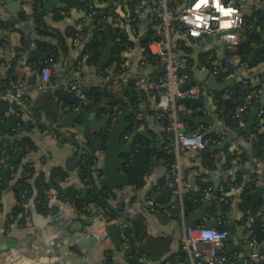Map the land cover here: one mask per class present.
Wrapping results in <instances>:
<instances>
[{
    "label": "crops",
    "instance_id": "0c3cea01",
    "mask_svg": "<svg viewBox=\"0 0 264 264\" xmlns=\"http://www.w3.org/2000/svg\"><path fill=\"white\" fill-rule=\"evenodd\" d=\"M95 1L25 0L20 6V12L15 15L6 7L0 12L4 23V28L0 29V36H3L7 46V50H4L2 45L0 46V95L7 86L24 90L26 96L24 106L15 110L17 122L13 128H9L12 122L11 114L0 112V157L2 154L6 155L0 160V201L2 204L0 239L3 238L0 242V264H130L109 238L107 227L114 224L113 222L103 224V221L106 223L107 219H87L85 214L78 211L75 203L62 200L55 190L48 192L42 202H30L26 224L23 227L9 222L7 217L12 213L15 205L14 197L9 190L12 182L9 178L6 184L2 181L4 171L9 172L13 168L9 160L12 156L20 154L21 158L15 162L19 160L24 162L34 172L39 173L38 175L43 174L47 177L53 168H61L66 178L60 185L63 188L71 187L76 190L80 194V199L82 193L86 191L88 198V191L80 187L81 181L78 177L80 160L82 155H85L92 163V159L101 157L103 152L100 150L90 156L91 148L97 137H93L94 134L90 132V137L85 139L78 132V128L82 125L80 117L77 121L67 120V116L73 112L66 111L65 108H72L75 105L67 104L57 98L56 93L60 91L53 87V81L59 83L79 81L87 89L94 88L96 91H103L107 95L120 99V103L125 104L126 107L121 108L119 104L112 106L113 115H118L123 111H132V115L127 118L130 129L126 136L131 133H142L140 136L144 138L143 142L147 143V148L149 145H154L157 152H166V130L165 127H161L163 122L156 120L154 116L153 98L150 96H144L142 99L136 97L132 82H121L118 72L121 59L131 61L143 59L141 42L150 33H158V22L149 10L138 7L139 0ZM188 1L167 0V3L173 12H177ZM261 1L264 2V0ZM32 2H36L35 13H38L41 19L39 24L32 16ZM88 4L100 10L113 9L114 19L118 18L122 21L120 26L114 20L116 28L133 44L132 51L121 52L120 58H118L117 51L113 50L112 57L103 68H97L100 59L99 50L104 48L108 42L99 48L96 55L87 48L91 38L90 29L93 25V21L85 13V6ZM45 5L49 6V10H45ZM128 18L131 19L130 25L124 21ZM44 25L45 34L39 35L38 27L41 29ZM173 40L176 49L188 56L193 63L208 53V55H215L219 62L226 61L233 66V74L229 79L216 77L217 91L208 87L209 77L212 75L203 77L207 89L221 98L218 106L206 97L197 98L196 100L201 101L202 104L196 105L193 109L189 105H179L188 107L192 112L183 114L210 119L212 126H204L207 131L210 127H214L220 134V140H229V143L223 151L216 152L211 159L204 158L202 152H188L180 155V163L186 181L192 186L228 185L227 197L232 203L226 206L224 228L228 224L227 218L239 233L243 226L242 206H247L246 202L251 206V201L246 198V195L253 190V186L255 187L253 184L256 179L261 178L264 181V149L254 150L258 138L264 136V114L261 116L257 114L252 125L245 130L244 128L249 123L248 115L253 111L251 108L245 113L243 120L238 122L240 128L236 129L235 121L232 119L236 100L233 95L226 94V91H232V86L238 83L244 87L250 84L256 86V84L246 85L244 83L246 72L240 68L239 54L236 50L228 49L218 36H209L204 43H201L177 33L173 35ZM240 40L244 41L242 37ZM43 45L56 46L58 53L48 52L49 49H45ZM63 47L65 50L61 49ZM30 51L46 53L48 60L52 59L50 82L43 81L41 71V65L46 60L31 59L28 56ZM149 71L156 76L160 74L161 67L154 63ZM250 72L253 75L263 74L264 63L251 68ZM194 79L197 81L198 78L194 75ZM225 83L228 87L222 88ZM100 97L101 95L97 99L84 97L79 107L83 108L86 114L96 111L97 121H101L105 116L98 111L100 106L106 104L100 100ZM92 101L97 104H92ZM188 124L184 123V127H190ZM26 138L30 139L36 147L30 152L25 149L27 157L24 159L22 149L17 147V143ZM7 143L10 144L8 150ZM80 145H85L89 150L82 149ZM138 147H140L138 140L135 139L133 155L141 151ZM74 148L80 152L74 151ZM150 152L148 150L149 170L144 175L143 183L139 186L114 191V204L125 205V214L129 218L126 222L132 229L130 234L132 249L138 255L137 263H143L140 260L141 255L147 262L146 264H185L190 261L182 251L184 229L179 227L177 219L171 220L160 211L150 212L145 203L147 197L155 193L156 207L159 209L170 207L168 202L157 203L156 197L163 193L166 186L171 185L169 169L171 166L167 163L166 157L150 160ZM225 153L231 154L233 159L218 158V155ZM12 173L16 175L15 171ZM38 175H34L33 182ZM193 191L200 196V193ZM189 199L193 208L188 209L181 206L184 214L193 213L203 204L200 197L189 196ZM130 200H133V203L127 205ZM219 205L222 206V204H215V206ZM261 205H264V199L258 204V206ZM32 207H35L34 213H31ZM251 208L254 207L251 206ZM210 210L211 208L207 211L206 217ZM157 213L160 217L156 216ZM86 235L92 236L94 242L87 244ZM231 244L230 239L228 246ZM211 248L212 245H201V249L205 252ZM180 252L184 256H179Z\"/></svg>",
    "mask_w": 264,
    "mask_h": 264
},
{
    "label": "built area",
    "instance_id": "2783aa9c",
    "mask_svg": "<svg viewBox=\"0 0 264 264\" xmlns=\"http://www.w3.org/2000/svg\"><path fill=\"white\" fill-rule=\"evenodd\" d=\"M138 7L140 9L149 10L153 17L158 22V33L154 34L152 39L147 45L146 49L149 54L154 57V62L161 67V72L158 77H150L147 72L152 68L150 61H131L130 59H121L118 66L119 79L121 82H132V86L135 91L136 97L142 99L144 96H150L154 101V116L156 120L164 123L166 130V147L165 150L168 154H171L174 158V162L170 167V186L175 188L178 193H186L189 191H197L200 193V200H209L214 204H222L229 206L232 201L227 197L226 184L218 185L214 187L212 185H191L185 179L180 163V155L188 152H203L204 150L218 145L222 140L213 139L211 137H205L204 131L207 129L201 125L196 129L190 127H184L178 119L183 113H192L188 107H181L178 104L179 100L186 98L197 99L199 97H206L213 101L215 105H219L220 97L212 94L206 87L203 77L205 75H212L215 78L219 77L225 79V76L230 73L229 64L226 62H219L215 55L209 54L206 57L205 62H192L191 59L181 54L176 48L173 35L179 33L180 35L195 39L204 43L209 36H218L220 41L227 46L230 50H237L241 43V32L244 30L253 29L252 25H247L244 18V9L246 7H258L264 15V2L261 0H220L221 4L227 9H233L231 16L221 17L220 14L212 6V0H208L207 5H202L199 9H194V5L197 0H189L187 4L177 12H173L167 3V0H139ZM91 4L85 6V13L87 17L99 25L101 21L112 17L115 13L113 9H108L105 12H97L93 9ZM200 16H208V25L205 27L200 24L199 27L195 23H190L195 19L193 13ZM187 17V20L185 19ZM221 20H233L234 24L228 29L221 30L219 23ZM118 25H122V21L118 18L115 19ZM0 23H3L2 15L0 14ZM262 27L264 28V20ZM1 29V28H0ZM258 32V31H257ZM193 33H198L194 35ZM76 41V38H75ZM5 40L2 43V48L7 50ZM131 48L125 46L124 52L129 53ZM117 57V56H116ZM52 59L46 60L41 65V71L43 75V81L50 82L51 70L50 64ZM240 68L246 72L244 83L256 84L260 88V97L263 103L259 107L258 115L264 114V73L261 75H253L250 72V67L246 62H240ZM188 69L192 71L198 79L195 80L193 86L183 89L188 84V77L185 74H179L181 70ZM52 85L55 89L63 94L73 95L77 100V105L72 108H65L66 111L76 113L80 107V103L83 101L85 95V89L87 87L79 81H66L56 82L53 81ZM226 94L233 95L230 90L226 91ZM0 98L6 100L9 104L14 105L15 110L21 109L25 102L26 96L24 90L20 88L5 87L1 92ZM257 98V94L251 93L243 99L242 103L237 105L233 111L232 119L234 121H242L244 114L251 109L252 99ZM116 115L110 117V127H116ZM183 130V131H182ZM125 136L124 138H126ZM148 150L155 152L157 148L154 145H149ZM74 151L78 152L77 148ZM80 152V151H79ZM102 153V152H101ZM103 155V154H102ZM101 155V157H102ZM95 157L92 159L94 167V177L97 184L102 182V158ZM221 160H228L231 158V154L218 155ZM156 156L153 153L150 156V160H155ZM136 160V155L133 153L128 156V167H131ZM87 156L82 155L80 160V166L86 164ZM80 166L78 169V175L80 174ZM14 180L16 176L13 175ZM83 190H87L88 193L93 189V185L88 178H83L81 186ZM80 189V190H82ZM80 198V194H76L73 197L72 202L75 203V199ZM65 200L70 201L69 198ZM107 205L102 206L96 202H87L83 204L82 214L87 219H107L112 220L120 229V240L122 247V254L127 256L132 245H130L127 229H130L129 225L125 221L126 214L122 213L119 218L111 217V210L117 207L114 204L112 196H108ZM146 205L150 209V212H163L167 218L176 220L178 217L183 216V210L180 213L175 212L172 208L159 209L155 204V193L150 194L146 199ZM21 214L15 217L12 213L8 215V220L11 223H15L20 227L26 224L27 216L30 209V203L25 198L20 202ZM243 212V226L245 230L243 232L242 245L243 256L238 252L230 255L229 257H220L218 254L223 252L230 242L229 233L226 230H217L213 228H206L202 224L196 225L192 228L184 229L182 238V251L187 255L191 264H221L224 260L229 259L232 263H236L239 260H247L249 264H264V255L259 253V248H264V238L260 246L256 242V232L254 229V223L259 221L261 228L264 231V206H258L256 208H250L248 206H242ZM206 220L215 223L217 226H222L223 221L214 219L210 216L206 217ZM106 223L103 224H108ZM202 244L212 245V248L208 251L201 249ZM141 264L147 262L140 255ZM128 261V260H127ZM168 264V263H164Z\"/></svg>",
    "mask_w": 264,
    "mask_h": 264
},
{
    "label": "water",
    "instance_id": "95a60500",
    "mask_svg": "<svg viewBox=\"0 0 264 264\" xmlns=\"http://www.w3.org/2000/svg\"><path fill=\"white\" fill-rule=\"evenodd\" d=\"M95 1V0H94ZM227 1V0H225ZM25 2V0H0V12L4 10V8H8L12 14H17L20 12L21 4ZM96 2V1H95ZM45 10H49L47 5L44 6ZM0 28H4V23H0ZM255 36H259V32L255 33ZM3 36H0V46L2 45ZM115 48V44L112 42H108L104 48L99 50L100 59L97 63V68H103L106 63L112 57L113 50ZM240 46H238L236 53H239ZM28 56L31 59H36L40 61H45L48 59V54H42L38 51H30ZM179 74H185L188 77V84L183 87V89H187L194 85L195 79L192 71L188 69L181 70ZM218 83L214 76L209 77L208 87L214 91H217ZM228 87V84L222 85V88ZM131 92V91H130ZM57 98L60 101H63L70 105H77V100L73 95L70 94H62L56 93ZM100 100L106 102L104 106H100L98 111H101L105 116L101 121H97V112H92L90 114H86L83 108H79L76 113H72L67 116V120L69 121H77L80 117L82 120V125L78 128V132H80L85 139L89 136V133L92 132L94 134L93 137H97L95 139L94 146L91 148V155L94 152L102 150V182L105 188L110 189L112 191H118L130 186H139L143 183L144 175L149 170V156H148V148L146 146L142 147L141 151L138 153L137 160H135L134 164L131 167H128V156L133 152L134 141L138 135H142V133H131L129 136L124 138L130 129V125L127 123V118L132 115V111H123L118 113L117 115V125L116 127H110V117L114 114L113 108L110 107V104H114V102H121L120 99H108L104 95L100 97ZM263 103L262 98L260 97L259 102L254 103L253 111L248 115L249 123L244 128H248L252 125L253 120L256 118L258 114V110L260 105ZM92 104H97L95 101H92ZM178 104L189 105L191 109H193L196 105H201L202 102L193 98H186L178 101ZM0 112L10 113L12 116V122L10 123L9 128H13L16 124L17 120L15 118V107L12 104H9L6 100L0 98ZM178 121L181 124L190 123L194 127H199L201 125L212 126V122L210 119L206 117H196L191 114H183L179 117ZM164 123L161 124V127L164 128ZM229 143V140H225L220 142L216 146H212L209 148L211 152H221L225 149L226 145ZM9 143H7V150L9 149ZM82 149L86 148L85 145H80ZM6 155L0 157V160L5 158ZM21 158L20 154H16L12 156L11 160L16 161ZM71 170L70 168H67ZM2 181L4 184L8 182V171H4ZM257 182V183H256ZM255 187L250 192L247 193L246 198L250 199L251 206L255 207L264 199V181L259 178L255 181ZM189 196L194 198H199L194 191H189L186 193H178L175 191L174 187L166 186L162 194L157 195L156 202L170 203V207L175 212L180 213L182 211L181 206H185L188 209H192L193 205L189 199ZM87 198V193L84 191L82 193L81 199L85 200ZM215 204L209 200H204L203 204L200 208L196 209L191 214H184L177 218V223L180 228L187 229L194 227L197 223H202V225L206 228L216 229L217 225L211 223L206 220L207 211L214 207ZM217 210H221L219 206H215ZM35 212V207H32L31 213ZM157 217H160V214L157 213ZM228 224L225 226L224 230L229 233V237L232 240V244L226 247L225 256L229 257L230 255L240 252L243 250L242 238L245 227L242 226L239 230V233L236 232L234 227L230 224V221L226 218ZM89 224V223H88ZM89 226V225H88ZM254 229L256 232V242L258 246L261 245L262 240L264 238V231L261 228V223L256 221L254 223ZM107 232L110 240L112 241L114 247L119 249L122 252V247L120 246V231L118 227L114 224L109 225L107 227ZM88 238L87 244L94 242L92 236L86 235ZM130 245H132L130 236L128 237ZM3 241V238L0 239V242ZM259 253L264 255V248H259ZM185 264H190V262H186ZM221 264H249L247 260H239L236 263H232L229 259L224 260Z\"/></svg>",
    "mask_w": 264,
    "mask_h": 264
},
{
    "label": "trees",
    "instance_id": "16d2710c",
    "mask_svg": "<svg viewBox=\"0 0 264 264\" xmlns=\"http://www.w3.org/2000/svg\"><path fill=\"white\" fill-rule=\"evenodd\" d=\"M32 16L34 17V20L37 24L40 23L41 19L39 18V14L35 13L36 12V2H32ZM97 12H105L107 10H100L93 8ZM117 16V15H116ZM119 16V15H118ZM120 17V16H119ZM244 18L246 21L247 25H252L253 29L251 30H244L241 32V37L244 39V41H241L240 43V51H239V58L241 61L246 62L250 69L253 67L258 66L260 63H264V28L262 27L263 25V20H264V15L262 11L258 7H246L244 9ZM114 15L112 17H109L108 19L101 21L98 24H96V19L93 21V25L91 26V38L89 39V43L87 48L89 51H92L94 55L98 52L99 48L102 47L105 43L107 42H114L115 43V51L118 54V58H120V53H124L125 46L132 48L133 44L132 42L128 39L126 35L123 33L119 32V30L116 28L115 22H114ZM130 20L131 19H126L124 20L127 25H130ZM39 26V25H38ZM45 25L41 29L38 27V34L39 35H44L45 34ZM259 32V36L256 37L255 33ZM108 32V33H107ZM61 40V38L59 37ZM154 39V34L150 33L142 42H141V48H142V56H143V61H150L152 62V65L155 63L154 57H152L149 52L146 49V45ZM45 49H49V51L54 52L55 54L58 53V49L56 46H50V45H43ZM65 50V47L61 48ZM179 51V50H178ZM208 53L204 54L203 56L200 57L199 61L200 62H205L206 57ZM191 61V60H190ZM226 62V61H225ZM96 63V62H95ZM227 63V62H226ZM230 67V73L225 76V80L229 79L231 77L233 66L229 64ZM147 74L150 77H158L160 74L158 73L156 76L153 75V73L147 72ZM232 92H233V97L236 100V105L234 106V109L237 105L242 103L243 99L246 98L249 94L255 93L257 94L256 99H252L251 103V108H253L254 103L259 102L260 100V88L258 86H253V85H247V86H241L240 83L234 84L232 86ZM85 97H92V98H98L100 95H104L108 99H117L111 95H107L106 92H100L99 90L96 91L94 88H88L85 89L84 93ZM121 105V108H125V104L120 103V102H114V104H110V107L114 105ZM83 106V104L81 105ZM187 106V105H186ZM261 106V105H260ZM233 109V110H234ZM245 116V114H244ZM191 129H196L197 127H194L192 124H188ZM207 127V125H204ZM234 127L236 129L240 128L238 121H235ZM205 137H211L213 139L218 140L220 137V134L217 132V130L214 127H210L208 131H204ZM136 140H138V144L140 147H138L139 151L140 148L142 149L143 146H146V142L144 141V138L142 136L138 135L136 137ZM17 147L21 148L23 152V158L25 159L26 156V150L28 152L34 151L35 150V145L30 139H23L20 142L17 143ZM260 148L264 149V136H261L258 138L257 143L255 144L254 150H260ZM24 150V151H23ZM262 150V149H261ZM260 150V151H261ZM138 151V152H139ZM155 154L156 159L159 160L161 157H166L167 163L171 166V164L174 162V158L171 154H167L165 151L163 152H150L149 155L151 156L152 154ZM202 153H204V158L211 159V157L215 156L216 152H209V148L204 150ZM138 154V153H137ZM136 154V157H137ZM233 159V157L229 158L228 160ZM10 166H12V170L8 172V178L10 180L11 186L9 187L10 192L12 193L14 200H15V205L12 210V214L15 217H18L22 210L20 207V202L25 198V200L30 203L31 201H34V203L37 202H42L46 196L47 193L50 191H57L58 195L60 198L63 200L65 198H69L70 201L73 200V197L78 194V192L71 187L68 188H63L60 183L64 182L66 178L65 172L61 170L59 167H55L50 171V174L46 177L43 174L38 175L34 170L29 167L27 164H24V162H21L20 160L15 162L12 160H9ZM170 169V167H169ZM12 171H15L16 173V180L13 178V173ZM34 175H38L36 179L33 180ZM1 177V176H0ZM46 177V178H45ZM79 180L82 181L83 178H88L90 182L93 185V189L90 190L88 193V198L83 201L80 198L75 199V207L80 211V213L83 212V204L87 202H96L99 205L105 206L107 205V198L108 196H112L114 199L115 194L113 193L114 191L105 188L103 182H99L97 184L95 177H94V169H93V164L87 160L86 164L83 166H80V174L78 175ZM254 185V184H253ZM254 189V186L252 187ZM251 188V189H252ZM229 192V191H228ZM227 192V193H228ZM133 203V200H130L127 202V205H130ZM248 207L251 208V206L246 202ZM2 204L0 201V208ZM262 206V205H261ZM264 206V205H263ZM221 208L220 211H218L215 206L211 208L210 212H208V216L214 218V219H219L223 221L222 226H218L217 230H224V214L227 211V207L224 205H219ZM258 207V206H257ZM256 208V207H254ZM126 211L125 205H117L116 208L111 210V217L114 218H119L122 213ZM125 214V213H124ZM126 219L125 221H129L128 215L126 214ZM112 220H108L107 222H110ZM264 224V222L262 223ZM127 235L128 237L130 236L132 229H127ZM241 256H243V250L238 252ZM220 257H225V251L221 252L218 254ZM137 253L134 251V249H130L127 256H125L126 260L130 264H139L137 263ZM179 256H184L183 253H179Z\"/></svg>",
    "mask_w": 264,
    "mask_h": 264
},
{
    "label": "clouds",
    "instance_id": "9594fccd",
    "mask_svg": "<svg viewBox=\"0 0 264 264\" xmlns=\"http://www.w3.org/2000/svg\"><path fill=\"white\" fill-rule=\"evenodd\" d=\"M207 3H208V0H197V3L194 5V9H199V8H201L202 5H207ZM212 6L220 14L221 17L231 16V14L233 12V9H231V8L226 9L221 4L220 0H212ZM193 15L195 16V19L192 21H189L190 23H195L197 25V27H199L200 24H203L205 27H207L208 20L210 19V17L196 15L195 12L193 13ZM185 19L187 20V17H185ZM233 24H234L233 20H221L219 23V28L221 30L228 29V28L232 27ZM193 34L197 35L198 33H193Z\"/></svg>",
    "mask_w": 264,
    "mask_h": 264
}]
</instances>
